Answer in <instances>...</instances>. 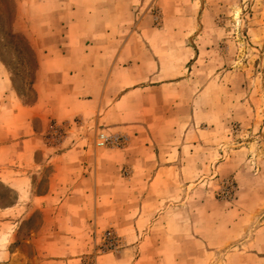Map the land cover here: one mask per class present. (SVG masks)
I'll return each instance as SVG.
<instances>
[{
    "label": "crops",
    "instance_id": "1",
    "mask_svg": "<svg viewBox=\"0 0 264 264\" xmlns=\"http://www.w3.org/2000/svg\"><path fill=\"white\" fill-rule=\"evenodd\" d=\"M50 5L59 17L40 18L45 28L30 38L38 53L34 103L0 92V184L16 196L0 207V230L9 229L0 264L232 263L236 253L221 251L245 236L260 211L251 204L264 192L253 174L243 175L246 161L223 156L222 141L234 122L257 121L259 111L228 98L208 110L211 82L199 84L190 71L204 53L191 45L192 32H153L144 20L129 32L135 8L121 0ZM65 123L62 139L50 140ZM101 132L124 136L125 145L98 146ZM232 173L248 212L215 196ZM208 175L214 191L203 195L194 224L187 185ZM107 230L123 246L99 254ZM248 242L250 263L264 264V222Z\"/></svg>",
    "mask_w": 264,
    "mask_h": 264
},
{
    "label": "rangeland",
    "instance_id": "2",
    "mask_svg": "<svg viewBox=\"0 0 264 264\" xmlns=\"http://www.w3.org/2000/svg\"><path fill=\"white\" fill-rule=\"evenodd\" d=\"M53 1L58 0H0V92L10 89L24 104H32L36 99L34 82L38 69V53L30 39L31 33H40L45 28L40 25V18L46 20V18L59 17L51 8L50 2ZM121 1L127 2L129 6L134 4L136 23L128 25L129 32L139 30L138 27L143 20L144 24L141 27L144 29L148 26L153 32L177 35L192 32L191 45L197 51L203 49L204 53L199 59L196 58V62L191 61L193 67L190 71L199 84L206 79L211 82L208 110L215 111L221 107L220 100L228 98L229 101L239 99L241 110L242 104L246 103L255 108L256 112L259 111L261 116L257 121L247 124L234 122L222 142L225 148L223 156L227 160L233 158L240 162L246 161L249 165L243 170V175L248 178L253 174L259 183L258 192H264V0ZM33 20H36L35 26ZM30 25L33 29H30ZM112 47L114 48V45ZM5 95L11 93L6 91ZM200 107L205 106L198 105L195 108ZM75 123L83 126L81 120ZM69 126L65 123L54 127L49 139L61 140L63 132L69 129ZM102 134L109 138L104 145L99 144ZM116 136L120 139H115ZM125 141V137L118 133L101 132L97 135L96 144L100 147L121 148L125 145ZM236 150L248 152V158L243 153H236ZM209 177L210 175L205 176L204 182L199 185L195 183L187 185V191L192 190L193 194L194 224H198L202 219L199 216L202 213L201 206L205 204L203 195L210 189L214 191L209 185L205 186ZM244 192L245 189L239 186L233 173L221 179L218 189L214 191L220 202L232 203L241 211L248 212L251 203L246 200L247 196H243ZM15 199V194L5 185L0 184V207L15 203ZM251 205V208H260L256 214L257 219L244 237L236 241L233 246L221 251L225 256L231 251L236 253L235 258L231 259L233 262L227 264H254L248 260L249 255L254 253L248 241L253 236L256 225L264 222V201L255 200ZM7 230L9 229L0 230V247L7 244ZM121 240L122 247L123 239ZM99 254L103 253L99 252Z\"/></svg>",
    "mask_w": 264,
    "mask_h": 264
},
{
    "label": "built area",
    "instance_id": "3",
    "mask_svg": "<svg viewBox=\"0 0 264 264\" xmlns=\"http://www.w3.org/2000/svg\"><path fill=\"white\" fill-rule=\"evenodd\" d=\"M115 139L119 140L120 137L116 136ZM108 137L102 134V140L99 142L100 145H104L106 142H108ZM122 245L121 238L112 230H107L102 235V243L99 245V252L105 253V252H112L117 251Z\"/></svg>",
    "mask_w": 264,
    "mask_h": 264
}]
</instances>
